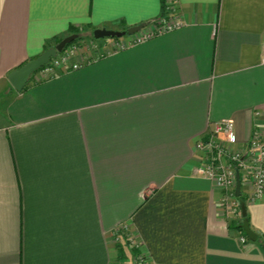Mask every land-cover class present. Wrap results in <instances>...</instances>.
I'll return each mask as SVG.
<instances>
[{
  "label": "crops",
  "instance_id": "crops-1",
  "mask_svg": "<svg viewBox=\"0 0 264 264\" xmlns=\"http://www.w3.org/2000/svg\"><path fill=\"white\" fill-rule=\"evenodd\" d=\"M175 1L178 29L18 92L8 74L55 39L150 23L164 0H0V264H112L124 223L152 264H264V195L241 243L194 174L212 122L264 131V0Z\"/></svg>",
  "mask_w": 264,
  "mask_h": 264
},
{
  "label": "built area",
  "instance_id": "built-area-1",
  "mask_svg": "<svg viewBox=\"0 0 264 264\" xmlns=\"http://www.w3.org/2000/svg\"><path fill=\"white\" fill-rule=\"evenodd\" d=\"M182 25L183 20L176 1L164 0L159 16L154 21L145 24L140 30L133 34L115 37L116 39L112 40L109 45L105 43L102 49L91 44L80 51L82 47L77 43L67 45V48L50 58L47 64L34 71L30 77L35 81H41L54 76L56 72L77 69L92 59L91 51L99 52V55L112 54L178 29ZM75 56H80L81 59L74 61ZM194 151L198 155V165L194 174L211 181L215 188L221 191V205L227 218L239 224L241 221L239 199L243 197L245 203L246 201L253 202L264 195V131L254 129L247 139L239 140L234 120L221 119L212 122L205 134L196 139ZM237 175L240 179V197L235 193ZM120 230L129 232L132 239L130 242L138 247L126 223L114 230V243L120 241ZM239 232L241 233L239 241L245 243L248 240L247 236ZM136 262L152 264L142 253L137 254ZM114 264L122 263L117 260Z\"/></svg>",
  "mask_w": 264,
  "mask_h": 264
},
{
  "label": "water",
  "instance_id": "water-1",
  "mask_svg": "<svg viewBox=\"0 0 264 264\" xmlns=\"http://www.w3.org/2000/svg\"><path fill=\"white\" fill-rule=\"evenodd\" d=\"M144 25L145 23L133 25L123 31L107 29V28H96L93 30V37L94 38H103L106 36L121 37L126 34H133L134 32L140 30ZM77 36L78 35L76 33H72L63 37L54 46L46 48L37 57L30 59L19 68L12 70L7 76L12 87L18 92L22 91L25 84L29 81L32 73L37 69H39L40 67H42L43 65L47 64L50 58L55 57L57 53L61 52L66 47V45L69 44L74 39H76ZM235 193L237 196L239 197L241 196L239 175L236 176ZM239 204H240L241 216L243 218L241 222V227L244 230L249 240L256 241L258 239V234L250 227L247 218L246 204L243 198L239 199Z\"/></svg>",
  "mask_w": 264,
  "mask_h": 264
},
{
  "label": "rangeland",
  "instance_id": "rangeland-1",
  "mask_svg": "<svg viewBox=\"0 0 264 264\" xmlns=\"http://www.w3.org/2000/svg\"><path fill=\"white\" fill-rule=\"evenodd\" d=\"M76 34L78 35L77 38L74 39L73 41H71L67 45L69 46V45H73V44H76L77 43V44H79L82 47L80 51H83L84 49L87 48V46H89L91 44H95L97 47L99 46V48L102 49V47H104L105 45L102 46L98 42L99 40L107 41V40H110V39H112V40L116 39L115 37H111V36H106V37H103V38H94L93 37V31H91L90 29L89 30H86L85 28L78 29L77 32H76ZM67 45H66L65 48H67ZM126 251H127L126 258L124 260H118V261H120L122 264H138L136 262V256H135V259H133V255L131 254V252H129L128 249H126ZM115 261H117V260H115ZM115 261H114V263H115ZM114 263H112V264H114Z\"/></svg>",
  "mask_w": 264,
  "mask_h": 264
},
{
  "label": "trees",
  "instance_id": "trees-1",
  "mask_svg": "<svg viewBox=\"0 0 264 264\" xmlns=\"http://www.w3.org/2000/svg\"><path fill=\"white\" fill-rule=\"evenodd\" d=\"M76 32H77V30H74L72 33H76ZM61 39L62 38L55 39L54 44L59 42ZM47 46H49V45H46V47ZM236 226H237L236 228H238L244 235H246L244 230L241 227V221ZM119 238H120V241L118 243H116V248H117V253H118L117 260H124L126 258V250H125V248L128 247L129 244L131 245V247H130L131 251L133 252V254H135V256H137V254H138L137 247H135V245H132V243L130 242L132 239H131V237L129 235V232L120 230Z\"/></svg>",
  "mask_w": 264,
  "mask_h": 264
}]
</instances>
